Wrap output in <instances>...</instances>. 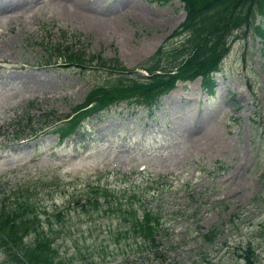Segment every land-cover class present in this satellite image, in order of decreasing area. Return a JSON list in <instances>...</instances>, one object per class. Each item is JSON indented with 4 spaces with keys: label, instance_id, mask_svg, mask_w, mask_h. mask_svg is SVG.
I'll return each mask as SVG.
<instances>
[{
    "label": "rangeland",
    "instance_id": "374dc122",
    "mask_svg": "<svg viewBox=\"0 0 264 264\" xmlns=\"http://www.w3.org/2000/svg\"><path fill=\"white\" fill-rule=\"evenodd\" d=\"M0 6V179L6 192L29 186L41 215L65 209L51 234L58 264H246L247 246L255 264H264L261 7L230 37L213 72V94L199 76L178 79L151 109L124 99L82 116L60 138L53 114L62 116L113 74L95 65L96 56L85 66L64 63L56 46L134 66L183 17L182 2L0 0ZM96 181L124 196L141 195L134 199L140 207L158 211L154 245L131 247L116 217L75 205ZM6 262L0 252V264Z\"/></svg>",
    "mask_w": 264,
    "mask_h": 264
},
{
    "label": "trees",
    "instance_id": "16d2710c",
    "mask_svg": "<svg viewBox=\"0 0 264 264\" xmlns=\"http://www.w3.org/2000/svg\"><path fill=\"white\" fill-rule=\"evenodd\" d=\"M181 1L185 9L184 17L154 51L137 64L146 70L145 74L135 69V66L120 64L116 57L109 63L95 54L98 63L107 65L113 75H110V80L93 85L74 104L72 115L55 127L60 134L75 129L80 117L87 112L106 107L120 99L143 103L150 108L177 78H192L201 74L202 86L212 92V72L227 52L233 31L249 22L255 6L261 7L262 16L257 27L264 38V0ZM64 53L70 63L78 65L94 57L91 55L86 59L83 50L68 45L64 47ZM3 188V183H0V252L6 264H58V250L52 242L51 234L56 230L55 226L65 209L53 207V210H44L41 215L36 206L38 202L29 195V186L17 185L10 190L12 193ZM87 191L88 195L78 197L75 205H86L84 208L96 209L116 217L126 226L123 232L126 237H130L127 241L133 248L140 250L156 243L159 216L154 208L147 205L140 207L134 201L141 195L132 192L125 197L119 189L99 182ZM71 201L74 205L75 200ZM253 255L252 248L244 249L246 264H255Z\"/></svg>",
    "mask_w": 264,
    "mask_h": 264
},
{
    "label": "bare ground",
    "instance_id": "6f19581e",
    "mask_svg": "<svg viewBox=\"0 0 264 264\" xmlns=\"http://www.w3.org/2000/svg\"><path fill=\"white\" fill-rule=\"evenodd\" d=\"M0 10H3L1 6H0Z\"/></svg>",
    "mask_w": 264,
    "mask_h": 264
}]
</instances>
